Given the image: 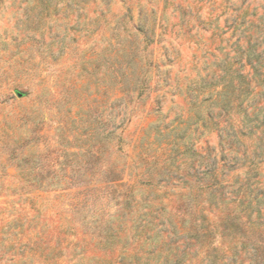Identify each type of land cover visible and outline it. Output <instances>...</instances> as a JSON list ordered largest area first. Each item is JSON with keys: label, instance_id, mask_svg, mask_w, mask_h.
Segmentation results:
<instances>
[{"label": "rangeland", "instance_id": "rangeland-1", "mask_svg": "<svg viewBox=\"0 0 264 264\" xmlns=\"http://www.w3.org/2000/svg\"><path fill=\"white\" fill-rule=\"evenodd\" d=\"M260 240L264 0H0V264H256Z\"/></svg>", "mask_w": 264, "mask_h": 264}, {"label": "trees", "instance_id": "trees-1", "mask_svg": "<svg viewBox=\"0 0 264 264\" xmlns=\"http://www.w3.org/2000/svg\"><path fill=\"white\" fill-rule=\"evenodd\" d=\"M242 188H239V190H238V192L240 193L242 190H241ZM233 221V220H232ZM225 228H226V226H225ZM262 237V236H261ZM256 241H258V240H256ZM261 242L260 243H262V246L263 247H261V248H256L255 250H254V255H253V258H254V262L256 263V264H264V240H260ZM229 264H234V262L233 261H230V263Z\"/></svg>", "mask_w": 264, "mask_h": 264}]
</instances>
